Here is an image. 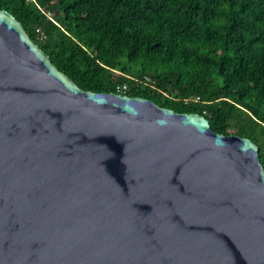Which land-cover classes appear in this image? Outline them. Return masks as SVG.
Wrapping results in <instances>:
<instances>
[{"label": "water", "instance_id": "1", "mask_svg": "<svg viewBox=\"0 0 264 264\" xmlns=\"http://www.w3.org/2000/svg\"><path fill=\"white\" fill-rule=\"evenodd\" d=\"M0 264H264L258 146L81 89L0 8Z\"/></svg>", "mask_w": 264, "mask_h": 264}, {"label": "trees", "instance_id": "2", "mask_svg": "<svg viewBox=\"0 0 264 264\" xmlns=\"http://www.w3.org/2000/svg\"><path fill=\"white\" fill-rule=\"evenodd\" d=\"M0 8L81 89L203 115L214 132L251 139L264 167V0H0Z\"/></svg>", "mask_w": 264, "mask_h": 264}, {"label": "built area", "instance_id": "3", "mask_svg": "<svg viewBox=\"0 0 264 264\" xmlns=\"http://www.w3.org/2000/svg\"><path fill=\"white\" fill-rule=\"evenodd\" d=\"M39 32V30H37ZM42 35V34H41ZM125 89V85L118 87V90L123 91Z\"/></svg>", "mask_w": 264, "mask_h": 264}]
</instances>
